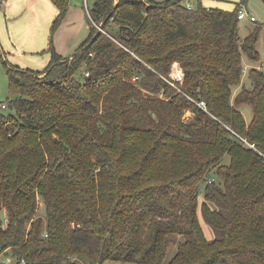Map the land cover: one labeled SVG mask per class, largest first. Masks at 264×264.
<instances>
[{
  "label": "trees",
  "instance_id": "16d2710c",
  "mask_svg": "<svg viewBox=\"0 0 264 264\" xmlns=\"http://www.w3.org/2000/svg\"><path fill=\"white\" fill-rule=\"evenodd\" d=\"M50 1L46 67L5 61L0 254L10 264H264V63L257 30L239 34L246 0L232 11L94 0L70 58L52 38L70 0ZM174 63L184 77L172 85Z\"/></svg>",
  "mask_w": 264,
  "mask_h": 264
},
{
  "label": "rangeland",
  "instance_id": "374dc122",
  "mask_svg": "<svg viewBox=\"0 0 264 264\" xmlns=\"http://www.w3.org/2000/svg\"><path fill=\"white\" fill-rule=\"evenodd\" d=\"M118 0H114V4ZM157 2H161L164 0H154ZM187 1V0H186ZM193 7H198L199 4L203 8H213V9H221L226 11H232L239 3V0H189ZM94 0H70L69 7L66 12L64 21L55 29L53 32V45L58 53L61 54L62 57L67 58L70 55L72 56L73 53L79 48V46L88 38L90 34V21L88 18V10L91 9L93 6ZM239 9H243L249 15L254 16L255 21H250L248 17L239 21V34L241 38L246 37L249 33L254 32L257 30L258 32V39L256 42V49L259 51L261 61L264 63V0H246L244 4L238 5ZM4 9L3 6H0V12ZM55 16V14H54ZM3 19V18H2ZM54 17L52 16L47 21L46 14L42 15L40 18L41 22L37 27V34L36 36L45 35L44 43L48 44L49 42V35L51 30V25ZM16 20H10L7 22L9 25L8 30L10 35L11 27L13 26ZM28 20L25 18L22 20V27L25 26V23ZM96 27L98 25L94 24ZM93 25V26H94ZM49 26V28H48ZM35 36L32 38L28 37L23 34V32L16 31L14 37L11 39L12 46L10 52L5 50V56L0 55V105L7 101V98L10 96V91L8 87V76L6 72V64L9 63L10 65L17 62L19 65L23 63L24 66H19V68L23 69H37L43 70L49 60V55L46 53L47 46H44V43L37 44L33 46V40ZM25 40H30L27 46L22 45ZM47 41V42H46ZM0 44L4 46L3 42L0 39ZM24 44V43H23ZM43 45V46H42ZM27 47V48H26ZM1 51V49H0ZM13 59H16L13 60ZM242 61V81L244 83L247 82V74L249 70V61L245 53L241 55ZM16 65V64H15ZM83 81V78H80ZM236 90V89H235ZM7 109L1 108L0 106V113H5ZM244 118L249 121L251 118V111L250 108L247 106H243L242 108ZM191 116L190 112L185 113V118ZM228 159V158H227ZM199 200L202 201V195L199 196ZM39 211L38 214L42 215L43 210L41 208L42 203L39 201ZM200 223L204 232V235L207 239H211L214 236L212 228L203 222L200 219ZM183 239L180 236L175 237V243L172 244L170 249L169 257L172 256L176 251V246L179 242ZM168 257V259H169ZM4 258L3 254H1L0 259ZM103 264H120L115 261H106ZM130 264V263H127Z\"/></svg>",
  "mask_w": 264,
  "mask_h": 264
},
{
  "label": "crops",
  "instance_id": "0c3cea01",
  "mask_svg": "<svg viewBox=\"0 0 264 264\" xmlns=\"http://www.w3.org/2000/svg\"><path fill=\"white\" fill-rule=\"evenodd\" d=\"M0 6L4 7V9H2V11L0 12V39L4 44V46L0 44V47L2 50L1 52L3 53V57L5 56V50L3 48H6V50L10 52L12 46L11 39L14 37L16 31H19L21 33L23 32L24 35L31 38L32 36H35L33 40V46H36L38 43H44L45 35L37 37L36 32L37 27L41 22L40 18L42 17V15L46 14L47 21L45 24H47L48 19L51 16L53 18L54 14H56V9L50 0H3L0 3ZM25 18L28 20V22L25 23L24 27H22V20ZM10 20H16L11 27V35L8 30L9 25L7 24V22H9ZM29 41L30 40H25L23 42L24 44L22 43V45L27 46L29 44ZM47 45L48 44L44 43V46ZM13 60L16 61V59ZM11 65L18 66L19 64L17 62H12ZM19 66L24 65L23 63H21V65Z\"/></svg>",
  "mask_w": 264,
  "mask_h": 264
},
{
  "label": "built area",
  "instance_id": "2783aa9c",
  "mask_svg": "<svg viewBox=\"0 0 264 264\" xmlns=\"http://www.w3.org/2000/svg\"><path fill=\"white\" fill-rule=\"evenodd\" d=\"M187 8H189V9L192 8L191 3H189V2L187 3ZM246 17H248L249 20L252 21V22L255 21L254 16L249 15L243 9H239L238 10V14H237V18L242 20V19H244ZM86 75H87V73H86ZM169 76H170L171 80H169V79H167V80H168V82L170 84L173 85L174 84L173 81L174 82L175 81L181 82L183 80L184 73H183L182 68L179 65H177L176 63H174L172 68H171ZM136 78L137 77H134L133 79H136ZM200 105L203 107L204 103H200ZM0 106L2 108H4L5 107V103H2ZM0 256H1V254H0ZM11 261H12V258L9 255H5L4 258L0 259V264H10Z\"/></svg>",
  "mask_w": 264,
  "mask_h": 264
},
{
  "label": "water",
  "instance_id": "95a60500",
  "mask_svg": "<svg viewBox=\"0 0 264 264\" xmlns=\"http://www.w3.org/2000/svg\"><path fill=\"white\" fill-rule=\"evenodd\" d=\"M109 16H107L106 19H108ZM106 19L102 20L100 22V24L97 27V31L95 32V34L93 35V37L85 44L84 48H87L91 45V43L96 39V37L100 34V32H102L103 30V24L106 21Z\"/></svg>",
  "mask_w": 264,
  "mask_h": 264
}]
</instances>
